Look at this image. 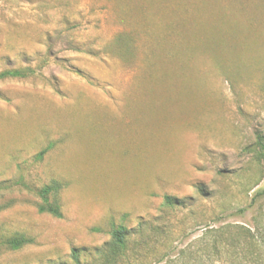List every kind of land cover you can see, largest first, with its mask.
Here are the masks:
<instances>
[{"label":"rangeland","instance_id":"1","mask_svg":"<svg viewBox=\"0 0 264 264\" xmlns=\"http://www.w3.org/2000/svg\"><path fill=\"white\" fill-rule=\"evenodd\" d=\"M7 72L0 264H264V0H0Z\"/></svg>","mask_w":264,"mask_h":264},{"label":"trees","instance_id":"2","mask_svg":"<svg viewBox=\"0 0 264 264\" xmlns=\"http://www.w3.org/2000/svg\"><path fill=\"white\" fill-rule=\"evenodd\" d=\"M6 75H10V76H17L18 73L17 72H7V73H3L0 76L4 77ZM21 75V74H19ZM258 142L260 143V145L264 148V140L263 137L258 136ZM56 184H54L53 186L50 187H46L41 191V196L43 199H46V195L51 193L52 191H57L58 186H55ZM264 192V191H262ZM263 194V193H262ZM258 195H261V193H259ZM164 200L167 204L172 205L175 203V199L169 196H165ZM48 211L52 214H54L55 216H60L59 211L56 207L50 206ZM245 210H240V213H243ZM122 233L123 230H116L113 232V237L116 240L117 243H123V238H122ZM31 241L29 239H27L25 236L23 235H16L12 238H10L7 242L6 245L8 246L9 249L11 250H16L19 249L21 247H23L26 244H29ZM72 259L75 261L76 264H79V259H78V254L76 250H72V254H71Z\"/></svg>","mask_w":264,"mask_h":264}]
</instances>
